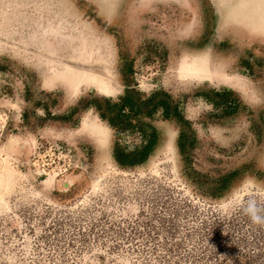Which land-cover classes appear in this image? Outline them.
Here are the masks:
<instances>
[{
	"label": "rangeland",
	"instance_id": "374dc122",
	"mask_svg": "<svg viewBox=\"0 0 264 264\" xmlns=\"http://www.w3.org/2000/svg\"><path fill=\"white\" fill-rule=\"evenodd\" d=\"M0 264H264V0H0Z\"/></svg>",
	"mask_w": 264,
	"mask_h": 264
},
{
	"label": "bare ground",
	"instance_id": "6f19581e",
	"mask_svg": "<svg viewBox=\"0 0 264 264\" xmlns=\"http://www.w3.org/2000/svg\"><path fill=\"white\" fill-rule=\"evenodd\" d=\"M87 42H89V41H86L83 38H79V40L77 42V45L79 47L81 46V49L84 48V47H88V48L92 49V51H93V48H92L91 45L86 46L87 45L86 44ZM82 53H84V51ZM90 57H89V60H88L89 62H91V58ZM93 60H95V62H96L97 59H93ZM51 62L55 63V67L58 70L59 68H58V65H57L56 61L52 59ZM96 63H97L96 64L97 65V70L95 69L96 71L81 72L80 71L81 69L79 68L80 70L75 72L74 70L72 71L71 69H62L61 71L60 70L58 71V74H59L60 77L69 80V84H70L71 87H73L75 84H77L78 81L79 82L81 81L82 83H85V84H88V85H92L93 87L97 88L99 90V92H101L102 94H105V95L108 94V95H110L116 89L113 88V87H111V85H108V82H106V78L102 79L103 77H101V74H102L101 73V70H104V68H102V65H101L102 62H99L98 61ZM187 65H189V62H186V61H184L181 64V67H180L181 74L183 73V75L186 74L187 76L194 77V78L195 77L204 78V76L203 77L200 76V74H202V73H200L199 76H197V73L201 69L195 71L194 69H192V67H189V70H188V68H187L188 66ZM87 66H88V64H87ZM186 69H187V71H186ZM207 76H209V74H207Z\"/></svg>",
	"mask_w": 264,
	"mask_h": 264
},
{
	"label": "trees",
	"instance_id": "16d2710c",
	"mask_svg": "<svg viewBox=\"0 0 264 264\" xmlns=\"http://www.w3.org/2000/svg\"><path fill=\"white\" fill-rule=\"evenodd\" d=\"M128 96H123L122 102L119 104V106L125 105L126 102L129 101ZM155 141L154 135H152L147 141H145L144 144H142L140 147L131 149L129 151H122L121 149H118L117 155L115 156V159L123 164L128 165L135 162L141 161L143 158L146 157L148 151L151 149Z\"/></svg>",
	"mask_w": 264,
	"mask_h": 264
},
{
	"label": "clouds",
	"instance_id": "9594fccd",
	"mask_svg": "<svg viewBox=\"0 0 264 264\" xmlns=\"http://www.w3.org/2000/svg\"><path fill=\"white\" fill-rule=\"evenodd\" d=\"M254 220H258L259 218L258 217H253Z\"/></svg>",
	"mask_w": 264,
	"mask_h": 264
}]
</instances>
